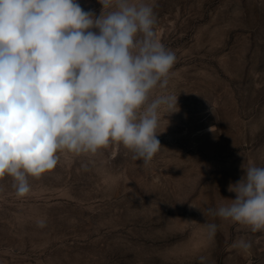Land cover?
Returning <instances> with one entry per match:
<instances>
[{
  "label": "rangeland",
  "instance_id": "rangeland-1",
  "mask_svg": "<svg viewBox=\"0 0 264 264\" xmlns=\"http://www.w3.org/2000/svg\"><path fill=\"white\" fill-rule=\"evenodd\" d=\"M139 2L176 55L155 93L178 96L160 113L161 149L147 164L116 145L61 154L22 198L5 176L0 264H264V232L205 213L235 199L243 167H264V0ZM78 3L100 15L99 0Z\"/></svg>",
  "mask_w": 264,
  "mask_h": 264
},
{
  "label": "clouds",
  "instance_id": "clouds-1",
  "mask_svg": "<svg viewBox=\"0 0 264 264\" xmlns=\"http://www.w3.org/2000/svg\"><path fill=\"white\" fill-rule=\"evenodd\" d=\"M99 3L97 16L78 0H0V180L11 177L17 197L61 154L96 155L116 145L149 163L161 149V110L178 109V96L155 94L167 89L176 55L155 31L153 6ZM243 170L227 189L235 199L205 213L264 232V167ZM217 227L206 224L210 238Z\"/></svg>",
  "mask_w": 264,
  "mask_h": 264
}]
</instances>
